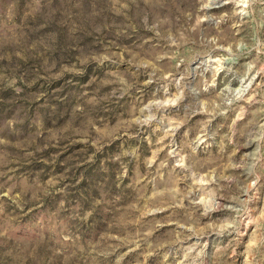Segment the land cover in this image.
<instances>
[{"label": "rangeland", "instance_id": "obj_1", "mask_svg": "<svg viewBox=\"0 0 264 264\" xmlns=\"http://www.w3.org/2000/svg\"><path fill=\"white\" fill-rule=\"evenodd\" d=\"M0 264H264V0H0Z\"/></svg>", "mask_w": 264, "mask_h": 264}]
</instances>
